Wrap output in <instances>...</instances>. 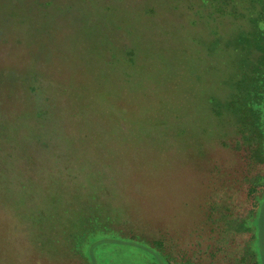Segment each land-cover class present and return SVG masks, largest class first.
<instances>
[{"label":"rangeland","instance_id":"1","mask_svg":"<svg viewBox=\"0 0 264 264\" xmlns=\"http://www.w3.org/2000/svg\"><path fill=\"white\" fill-rule=\"evenodd\" d=\"M157 2L0 0V264H153L144 248L134 261L109 247L132 235L170 264H264V103L245 128L208 102H225L243 66L212 54L217 32L235 27ZM169 30L185 36L183 53L164 44ZM170 58L184 61L178 79ZM95 103L106 108L97 118ZM161 131L179 143L177 167H140L163 153ZM136 179L159 201L143 216L128 205Z\"/></svg>","mask_w":264,"mask_h":264},{"label":"trees","instance_id":"2","mask_svg":"<svg viewBox=\"0 0 264 264\" xmlns=\"http://www.w3.org/2000/svg\"><path fill=\"white\" fill-rule=\"evenodd\" d=\"M176 1L178 0H158L157 3L160 5L162 4V7H165L166 5L172 6L173 2H175L174 7L176 8L178 3L182 4V2H185L187 4V8L195 9L196 14L200 17H202L200 14L204 13L209 18L212 17L216 20L221 19L222 21L224 20L226 22H229V24L232 26L234 25V32L232 34H229L227 36L228 38H225L224 33H221L220 31L217 32L218 38L216 40H222V44L224 43V45H222V47H219L217 51L212 52V54L215 53V56L225 52H228V54L231 55H235L237 53L243 58V66H241V71L237 79L235 78L231 79V81H227L229 82V92L225 96V102L219 101V98H217L216 96V98H209L208 102L210 104L211 110L213 111V114L219 117L221 121L226 115L229 119L232 118L233 120H239L241 124H243L245 128H247V126L249 125L247 122L250 119L253 120L254 118L260 119L262 117L263 111L261 108H259V105L264 103V0H179V2ZM153 8L155 9V6H153ZM163 33L164 37H168L167 41L164 44L169 43L171 48L170 52L176 54L183 53L188 47L187 40L184 38L185 36L183 37L181 35V33H172V30H169L168 32L165 31ZM252 41L255 42V46L251 45ZM154 47L155 46H151V48L147 49V51L154 52ZM170 61L174 63H171ZM247 62L249 63V65L247 64ZM183 64L184 61L170 58V60L165 65L167 66V69L172 72L175 76V74L183 68ZM233 65L235 66L234 58L231 68L234 67ZM171 67H174L176 70L174 68L171 69ZM135 74H137V72L130 75V77H128L127 79V83L130 87L128 90V95L130 94V97L136 96V92L134 91H136L138 89L137 86L142 83L141 78H136L134 76ZM118 87H121V85H118ZM70 90H72V93H75L76 96L80 95V98L83 99V96L81 94L85 91V89H80L72 85ZM142 93H140L139 95H147V93ZM146 98L149 99V97ZM146 98H143L141 101L146 100ZM98 101H100L104 105V103L102 102V98L98 99ZM100 106L101 105H99V103H95L94 108H92L91 110L90 117L97 118L105 113L106 108H100ZM162 133L163 131H161V135H158L157 137L160 149L163 153L159 157V149L158 152L155 153V165L150 162H144L143 164H141L140 167H159L161 172H163L166 168L171 169V167H177V165L172 160L175 153L178 152L179 143H174L172 141L171 138L173 135L166 136ZM183 134L184 133L182 132L181 135ZM155 151H157V147H155ZM162 157H167L168 162L159 163V160L162 159ZM174 158L176 162V156ZM180 168L181 167H179V170ZM182 169L183 167L181 168V170ZM138 174H142V172H129V175H136L135 178ZM176 174L177 172L172 173L171 171L170 176L167 177V180L163 179L159 181H152L151 183L153 185V189L166 187L169 184H172ZM124 175H127L126 172L124 173ZM140 180L141 182L143 181L142 179L135 180L133 186L134 200L131 201V203H129L128 205H130L134 211L136 209L140 210L143 216L149 213V206L155 205V207L158 209L159 201L151 200L149 199V195H145L143 193L141 194L140 191L137 190V182ZM163 184H165L166 186H164ZM84 207L93 208L91 205L88 204L83 205V208ZM148 219L152 222V219L150 217H148ZM156 231L160 232L161 229H159L158 227ZM159 238L164 239L166 237L161 234ZM108 240L117 242L114 243L115 245H111L109 247L117 251L118 256H120L121 258H126L128 255L129 259L137 261L133 254H138L137 249L140 251V249L144 248V250L150 257V261H152L153 264H170V257L167 254L163 256L161 254V251L157 248H155L156 250H154L149 246H145L142 243L136 242L135 236L133 235L128 237L127 239H116L114 237H110L108 238ZM54 241L55 238L52 240L53 244H55ZM154 242L157 243V240ZM35 243L36 239L33 244L35 245ZM95 243H97V241H93L92 243H90L92 245L89 246L86 253L90 261H92L91 251H95L93 249V245ZM157 245L160 246L161 244ZM98 249L99 246L96 248V250ZM94 253L95 252H93V255ZM63 257H67L66 259H68L69 254L63 253L61 254V256H58L57 263H61L63 261ZM74 264H77V261H75Z\"/></svg>","mask_w":264,"mask_h":264}]
</instances>
